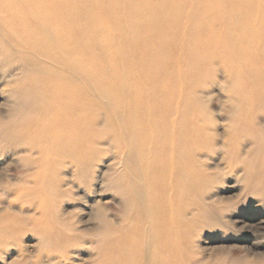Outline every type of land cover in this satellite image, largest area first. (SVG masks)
Returning a JSON list of instances; mask_svg holds the SVG:
<instances>
[{
    "label": "rangeland",
    "instance_id": "374dc122",
    "mask_svg": "<svg viewBox=\"0 0 264 264\" xmlns=\"http://www.w3.org/2000/svg\"><path fill=\"white\" fill-rule=\"evenodd\" d=\"M75 14L83 16V8ZM214 45L222 54L189 92L196 182L188 191L175 187L184 193L183 205L191 207L175 255L158 249L152 214L146 212L153 203L145 194L144 157L120 143L116 128L124 122L129 146L143 143L140 132L149 130L126 126V108L110 123V99L101 94L106 86L98 89L89 78L84 85L98 107H88V114L96 113L87 117L86 133L92 134L82 155H59L41 146L33 128L38 115L28 94L30 76L41 75L42 66L39 57L18 48L0 18V264H121L116 258L131 249L123 236L135 214L146 220L137 239L141 264H163L162 257L177 258L174 264H264V182L256 166L264 146V109L244 86L246 65L235 60L230 42ZM102 70L116 72V67ZM179 132L186 134L183 123ZM46 151L53 162L43 175ZM131 182L139 188L136 205L126 190Z\"/></svg>",
    "mask_w": 264,
    "mask_h": 264
},
{
    "label": "bare ground",
    "instance_id": "6f19581e",
    "mask_svg": "<svg viewBox=\"0 0 264 264\" xmlns=\"http://www.w3.org/2000/svg\"><path fill=\"white\" fill-rule=\"evenodd\" d=\"M78 7L83 16L75 14ZM0 18L18 48L39 57L42 66L41 75L30 76L28 94L37 111L33 128L41 146L60 151L59 155H82L92 134L86 133V120L96 113L87 110L98 107L84 85L89 78L98 89L104 84L112 90L101 91L110 99V123L127 109L126 126L149 130L140 132L143 143L129 146L124 122L116 128L121 131L120 143L129 152L137 148L144 157L145 194L153 203L146 212L152 214L158 249L176 255L177 236L187 228L191 207L183 205L184 193L175 187L183 185L188 191L196 182L190 155L195 126L190 89L222 54L214 43L224 40L232 45L235 60L245 63L249 78L244 86L264 109V5L258 0H0ZM95 45L99 50H92ZM107 65L116 72H104ZM182 123L186 134L179 136ZM260 148L256 166L264 182V146ZM43 162L47 175L53 162L47 151ZM126 187L136 205L139 188L135 182ZM132 217L133 225L123 236L131 249L118 252L121 264H141L137 239L146 220L140 214ZM114 245L116 251L119 247ZM162 258L163 264L177 261Z\"/></svg>",
    "mask_w": 264,
    "mask_h": 264
}]
</instances>
